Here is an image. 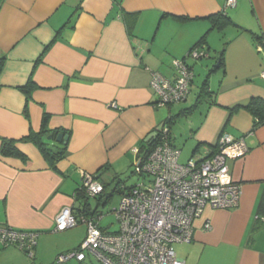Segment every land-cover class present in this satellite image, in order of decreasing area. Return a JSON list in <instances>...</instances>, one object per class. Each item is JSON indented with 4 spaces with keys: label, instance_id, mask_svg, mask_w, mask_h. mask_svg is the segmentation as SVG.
Here are the masks:
<instances>
[{
    "label": "crops",
    "instance_id": "crops-1",
    "mask_svg": "<svg viewBox=\"0 0 264 264\" xmlns=\"http://www.w3.org/2000/svg\"><path fill=\"white\" fill-rule=\"evenodd\" d=\"M211 14L231 22L214 28ZM202 36L208 57H186ZM175 58L193 70L186 99L175 104L197 92L189 106L165 110L154 106L145 67L173 78ZM0 59V143L39 130L44 112L49 128L70 132L57 171L31 142H16L27 161L0 155V223L39 232L33 260L9 246L0 264H48L41 233L64 207L74 210L81 171L120 179L140 141L178 115L188 116L186 127L167 129L180 154L188 151L183 162L220 133L242 136L248 151L227 161L241 185L238 205L206 207L177 256L186 264H264V120L245 107L264 101V0H0ZM30 81L27 101L19 87Z\"/></svg>",
    "mask_w": 264,
    "mask_h": 264
},
{
    "label": "built area",
    "instance_id": "built-area-1",
    "mask_svg": "<svg viewBox=\"0 0 264 264\" xmlns=\"http://www.w3.org/2000/svg\"><path fill=\"white\" fill-rule=\"evenodd\" d=\"M226 5L234 6L235 0H226ZM208 55L204 45L190 48L186 53V57L194 60ZM172 64L173 78L145 67L150 74V88L156 95V107L180 103L189 93L192 68L184 58H175ZM261 76L264 78V71ZM109 105L115 107L116 103ZM247 151L242 136L220 133L212 147L180 162V150L170 143L169 134L163 129L147 157H138L132 166L143 181L130 189L123 188L120 193L114 208L115 230L101 228L102 214L87 217L81 214L78 219L70 207L58 213L53 231H63L83 221L86 233L77 249L57 255L56 261H83L88 254L99 264H186L177 256L174 245L191 241L193 221L206 207L230 209L238 205L241 185L232 180L227 161ZM80 187L86 196L94 198L103 190L102 183L84 171H81ZM204 227L209 229L210 223L207 221ZM38 235L36 230L0 223V250L13 246L32 258Z\"/></svg>",
    "mask_w": 264,
    "mask_h": 264
},
{
    "label": "trees",
    "instance_id": "trees-1",
    "mask_svg": "<svg viewBox=\"0 0 264 264\" xmlns=\"http://www.w3.org/2000/svg\"><path fill=\"white\" fill-rule=\"evenodd\" d=\"M206 19L210 21V23L212 24V27L217 28V29H223L227 24L231 22V19L228 16L221 15V14H211V15L206 16ZM204 40H205L204 36H202L193 47L197 45H203ZM0 69H1V59H0ZM34 87L35 85L31 81L28 84L19 87L20 90L25 94L27 101L30 99V91ZM205 94H207L206 89L205 87H202L201 96L203 97ZM245 107L253 115H260L261 116L260 119L264 120V101H262L259 98H252L246 104ZM186 110L187 109H185V112ZM25 116L27 117L26 113H25ZM48 119H49L48 113L44 112L41 117V123H40L39 130L34 131L33 129H29L28 133L25 136L21 137L20 139H6V138L2 139L0 143V155L12 156V157L20 158L23 161H27L28 159L27 156L16 147V142L18 141L31 142L38 148V150L40 151V153L42 154V156L48 163V166L51 169L57 171L56 164L58 161H60L61 159L65 157L68 139L66 142H64L63 140L56 141V136L59 133H62L63 135H68V138H69L70 132L65 129L49 128ZM174 119H175V116H171L165 120V127H166L168 134H169V131L167 128L170 126L171 123H173ZM162 131H163L162 127L155 128L152 131V133H150V135H148L146 138L140 141L138 148H137L138 157H141V158L147 157V155L152 151L156 142L159 140ZM49 136H51V138H48ZM99 171L100 169H98V171H96V175H94L97 179L99 178L98 176ZM132 171H133V168L131 172ZM114 179H115L114 181H116V184L113 187L112 191L118 192L119 194L122 193L123 188L130 189L133 186V185L126 186L123 180L118 179L116 177ZM101 183L103 185V190L100 194H98V200L101 201L104 196L105 201H107L110 198L112 192L105 194L107 184L103 181H101ZM78 198L85 199L83 206L78 209V212H80L84 216L98 215L97 208L95 207L92 209L89 206L87 202L88 196L84 194L81 187H79L76 190V199ZM260 205H263L264 207V194L262 196V201Z\"/></svg>",
    "mask_w": 264,
    "mask_h": 264
},
{
    "label": "rangeland",
    "instance_id": "rangeland-1",
    "mask_svg": "<svg viewBox=\"0 0 264 264\" xmlns=\"http://www.w3.org/2000/svg\"><path fill=\"white\" fill-rule=\"evenodd\" d=\"M197 85V84H196ZM196 86L193 87V91L188 97L185 105H176L171 104V107H187L191 103L194 102L196 97ZM161 109H167V106H162ZM200 110L202 107L199 108ZM195 115V114H194ZM188 116H176L173 123L170 124V131L172 134L179 133L182 129L186 127V123ZM168 128V129H169ZM188 156L187 149L183 148L182 152L179 156V161L183 162ZM119 178L124 181L127 186L138 184L143 181V178L135 174L133 171L131 172L130 169H127L125 172L119 175ZM147 179V177H144ZM106 192L108 194L112 192L110 198L105 201L104 196L101 201L98 200V195L96 198L88 197L87 202L89 206L93 208H97V213L102 214L103 217L99 220V224L101 228L105 230V228H109L110 231H113L117 228V224L115 221L114 215V208L117 207L120 199V194L118 192L112 191L113 187L116 184L115 179H106ZM85 199L78 198L77 203L74 207V212H76L78 219H80L81 213L78 212V209L83 206ZM87 217V216H85ZM98 219L96 218V221ZM86 232V223L83 221H79L78 224L74 227L67 228L63 231H53L52 228L48 229V232H42L41 234L48 236V264H99V262L95 259L94 256L86 255L85 259L81 262L77 261L76 259H69L68 261L58 263L56 261L57 255L61 253H65L68 251H73L78 248L80 242L82 241L84 234ZM179 244H175L174 248L177 250ZM28 259L33 260L28 257ZM36 261V259H35Z\"/></svg>",
    "mask_w": 264,
    "mask_h": 264
},
{
    "label": "water",
    "instance_id": "water-1",
    "mask_svg": "<svg viewBox=\"0 0 264 264\" xmlns=\"http://www.w3.org/2000/svg\"><path fill=\"white\" fill-rule=\"evenodd\" d=\"M48 138H51V136H49ZM68 139V135H63L62 133H59L57 136H56V141H61L63 140L64 142H66Z\"/></svg>",
    "mask_w": 264,
    "mask_h": 264
}]
</instances>
